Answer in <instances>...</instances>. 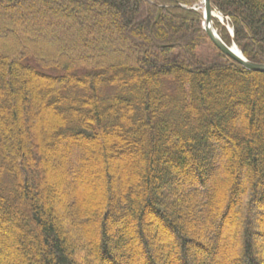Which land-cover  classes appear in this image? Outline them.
Wrapping results in <instances>:
<instances>
[{"label": "trees", "instance_id": "obj_1", "mask_svg": "<svg viewBox=\"0 0 264 264\" xmlns=\"http://www.w3.org/2000/svg\"><path fill=\"white\" fill-rule=\"evenodd\" d=\"M211 1L222 40L264 64V0ZM199 4L0 0V226L13 264H264V73L214 47ZM51 149L86 178L101 150L103 192L56 194ZM112 152L127 161L111 167ZM113 170L133 178L117 197Z\"/></svg>", "mask_w": 264, "mask_h": 264}, {"label": "rangeland", "instance_id": "obj_2", "mask_svg": "<svg viewBox=\"0 0 264 264\" xmlns=\"http://www.w3.org/2000/svg\"><path fill=\"white\" fill-rule=\"evenodd\" d=\"M200 8H201V4ZM215 28V27H214ZM230 32L232 33V30L229 28ZM8 49H10V47H8ZM13 129H15L13 127ZM50 157L51 159L49 161H47V165L49 168H51V172H53L54 174L58 175L59 178H61L60 180L63 181V183H58V184H53V186L55 187V192L56 194H58V192L63 191L64 194L66 196H68L69 200L71 199H77L79 200V194H81L80 192H85L88 193L89 196L90 194L93 195L92 192H96L98 190L103 192V189L105 186V183L103 181L100 182V176L103 175V171H104V167H105V163H104V159L102 156V152L99 149H96L95 151H91L89 156H91L92 161L94 162L93 169H94V175L93 176H89L88 178L82 176V172L80 171H74L71 168L70 165V158L66 159V156L70 157L71 153L69 152H65L63 153L61 150H56V149H51L50 151ZM94 160V161H93ZM127 161V157L124 154H118V152H112L110 153V157L108 159V164L111 167H116L119 164H122L124 162ZM86 164L85 159L82 160L81 164ZM48 171V169H47ZM74 171L76 174L75 176L71 175V172ZM112 177L114 178V187H113V191L115 193V196L117 197L118 195H122L123 190L125 189V180H131L132 181V173H123L120 170H113L112 172ZM134 182V180H133ZM81 185L82 189L80 190L77 186ZM130 189L131 193L135 194V193H139L136 188L133 186L132 187H128V189ZM86 189L88 190L86 192ZM56 196V195H55ZM58 196V195H57ZM57 196L55 198H57ZM87 198V197H85ZM81 203H83L81 201ZM84 204V203H83ZM84 205H82L83 207ZM90 207V205H88V208ZM86 223L94 228H98V217L95 214H91L88 216ZM94 242H96V240H99L98 237V232H96L93 236ZM167 238H163V237H158L155 236L154 238V242H158L160 241L162 243V245L164 246L163 248L165 249L167 246ZM13 240H12V236L11 234L7 233L5 231V229L0 226V251H1V255L5 256V259L7 260L8 264H13V257L7 253L11 252V248L13 247ZM166 250V249H165ZM2 251H4L6 254H4Z\"/></svg>", "mask_w": 264, "mask_h": 264}, {"label": "water", "instance_id": "obj_3", "mask_svg": "<svg viewBox=\"0 0 264 264\" xmlns=\"http://www.w3.org/2000/svg\"><path fill=\"white\" fill-rule=\"evenodd\" d=\"M199 1L205 19L203 23L204 30L207 33L214 47L219 50L222 54L230 58L232 61L242 66L245 70L250 72L264 73V64H255L248 61L235 43H233L232 46H228L219 36L217 30L214 28L213 21L214 19H219L223 21L224 16L215 7L213 2L211 0ZM234 47H236L239 52H235L233 49Z\"/></svg>", "mask_w": 264, "mask_h": 264}, {"label": "bare ground", "instance_id": "obj_4", "mask_svg": "<svg viewBox=\"0 0 264 264\" xmlns=\"http://www.w3.org/2000/svg\"><path fill=\"white\" fill-rule=\"evenodd\" d=\"M233 49H234L235 52H239V50L236 47H234Z\"/></svg>", "mask_w": 264, "mask_h": 264}]
</instances>
